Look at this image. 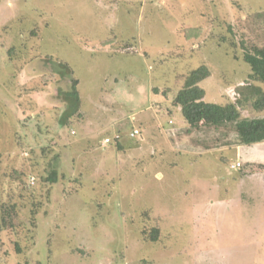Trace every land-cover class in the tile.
Instances as JSON below:
<instances>
[{
	"label": "rangeland",
	"instance_id": "374dc122",
	"mask_svg": "<svg viewBox=\"0 0 264 264\" xmlns=\"http://www.w3.org/2000/svg\"><path fill=\"white\" fill-rule=\"evenodd\" d=\"M252 45L264 0H0V204L17 205L0 264H264V171L171 141L187 73L205 64L204 100L234 101Z\"/></svg>",
	"mask_w": 264,
	"mask_h": 264
},
{
	"label": "trees",
	"instance_id": "16d2710c",
	"mask_svg": "<svg viewBox=\"0 0 264 264\" xmlns=\"http://www.w3.org/2000/svg\"><path fill=\"white\" fill-rule=\"evenodd\" d=\"M30 33L35 35L37 31L33 29ZM14 50L15 46H11L7 50L8 55ZM235 57L237 58V56ZM239 57L249 65L250 72L248 79L234 87L236 96L234 101L219 104L204 100V90L199 86V82L209 75V69L205 64L192 69L184 77L183 85L174 94L171 102L174 107L179 108L187 125L181 128L180 134L172 135L171 141L174 144L189 136L186 145L190 144L189 146H191L193 144L198 150L203 151L221 146L249 145L264 141V116L252 118L242 116V111L247 109L256 114L264 112V45H252L245 48ZM43 59L44 61H51L49 57ZM61 65L71 75V68L67 64ZM76 82L77 79L72 77L70 89L64 92L59 91L60 97L66 102V108L59 119L62 125H65L70 116L77 113L80 107L81 99L76 89ZM165 89L160 90L153 87L152 91L165 95L167 93ZM115 139L118 140L119 137ZM117 147L123 148L119 142ZM1 157L2 153H0V160ZM257 167L260 168L263 165L258 164ZM48 174V177L45 178L46 181L52 183L57 181L56 166L52 167ZM147 212L145 210L143 214ZM30 214V222L34 224L33 219L37 210H31ZM16 216L17 205L15 203L1 202L0 232L5 229H12L14 226L12 221ZM143 233H147L151 241H157L159 228L153 226L150 231L143 230Z\"/></svg>",
	"mask_w": 264,
	"mask_h": 264
},
{
	"label": "crops",
	"instance_id": "0c3cea01",
	"mask_svg": "<svg viewBox=\"0 0 264 264\" xmlns=\"http://www.w3.org/2000/svg\"><path fill=\"white\" fill-rule=\"evenodd\" d=\"M229 148V149H228ZM214 149H219V152L222 153L225 149H233L232 153L234 155V161L229 163V167L231 164H234L236 161L241 163V166L237 167L240 170L244 167L243 162H246L247 172L254 173L263 170L264 171V141L252 143L249 145H232V146H221L219 148H212L205 151H211ZM203 151V152H205ZM215 151V150H214ZM243 159H242V158ZM231 160V159H230ZM258 164H262L263 167H257ZM245 172V171H243Z\"/></svg>",
	"mask_w": 264,
	"mask_h": 264
},
{
	"label": "built area",
	"instance_id": "2783aa9c",
	"mask_svg": "<svg viewBox=\"0 0 264 264\" xmlns=\"http://www.w3.org/2000/svg\"><path fill=\"white\" fill-rule=\"evenodd\" d=\"M160 1H163V0H160ZM138 134H139V131L136 130V129H133V130L130 132V136H131V137H134V136H136V135H138ZM117 137H119V136L116 135L115 138H117ZM109 141H110V138H108V137H106V138L104 139V143H105V144L108 143ZM239 166H241V163H240L239 161H236L234 164H231V167H232V168H236V167H239Z\"/></svg>",
	"mask_w": 264,
	"mask_h": 264
}]
</instances>
